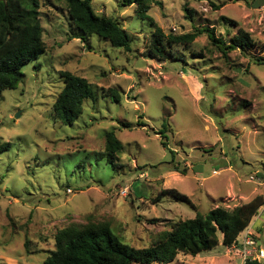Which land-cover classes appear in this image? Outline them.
Wrapping results in <instances>:
<instances>
[{"label": "rangeland", "instance_id": "374dc122", "mask_svg": "<svg viewBox=\"0 0 264 264\" xmlns=\"http://www.w3.org/2000/svg\"><path fill=\"white\" fill-rule=\"evenodd\" d=\"M155 1L149 16L166 35L214 28L230 42L244 30L256 46L225 56L201 33L188 47H172L171 57L150 59L154 27L135 7L92 1L96 14L127 31L126 52L96 35L73 39L65 3L38 0L46 53L24 67L16 90L0 94V147L12 143L0 154V264H43L59 230L91 222L108 223L130 246L149 247L178 221L264 197V66L255 62L264 58V0ZM64 71L87 79L97 94L73 126L52 112ZM110 89L120 103L107 97ZM110 132L124 144L116 168L104 152ZM174 191L193 207L167 195ZM247 234L264 253V205L234 246L181 253L171 264H242Z\"/></svg>", "mask_w": 264, "mask_h": 264}, {"label": "trees", "instance_id": "16d2710c", "mask_svg": "<svg viewBox=\"0 0 264 264\" xmlns=\"http://www.w3.org/2000/svg\"><path fill=\"white\" fill-rule=\"evenodd\" d=\"M62 1L78 32L73 39L85 42L87 38L96 35L109 41L114 48L132 51L131 38L127 31L116 19L96 14L92 7L93 0ZM120 2L123 7H135L136 16L143 21H149L152 28L154 27L148 47L150 59L171 57L172 47H188L201 33H206L212 45L225 56L230 51L245 52L256 46L255 40L244 30H240L230 42L218 38L214 28L185 35H166L149 16L155 0ZM42 33L38 0H0V94L6 90H16L24 81V67L46 53ZM255 62L264 66L263 57L256 58ZM60 76L63 87L52 106V112L61 124L73 126L84 112L85 101H95L97 94L83 77L66 71L61 72ZM107 97L115 103L121 102V96L115 89H110ZM122 126L127 129L133 127L129 123H122ZM167 129L168 125L164 122L160 132L162 139L167 140ZM105 140L107 162L116 168L117 156L123 151L124 144L117 139L114 132L106 134ZM162 145L175 158L176 152L169 150L163 140ZM11 147L12 143L3 144L0 154L9 151ZM172 171L186 175L185 170L177 167ZM167 195L193 207L186 195L175 191ZM263 205L264 197L259 195L232 210L217 207L205 215L198 213L193 219L176 222L169 231L163 232L157 241L145 248H135L125 243L105 222L69 226L57 232L55 250L43 264H171L181 253L197 256L213 250L220 243L228 248L234 246ZM220 234L223 236L222 242ZM28 245L29 242H26L27 251ZM250 264L260 262L255 260Z\"/></svg>", "mask_w": 264, "mask_h": 264}, {"label": "built area", "instance_id": "2783aa9c", "mask_svg": "<svg viewBox=\"0 0 264 264\" xmlns=\"http://www.w3.org/2000/svg\"><path fill=\"white\" fill-rule=\"evenodd\" d=\"M241 245L242 264H250L252 261L264 258V253L258 248L257 241L252 239L248 234L245 235Z\"/></svg>", "mask_w": 264, "mask_h": 264}, {"label": "water", "instance_id": "95a60500", "mask_svg": "<svg viewBox=\"0 0 264 264\" xmlns=\"http://www.w3.org/2000/svg\"><path fill=\"white\" fill-rule=\"evenodd\" d=\"M17 117H19V114H17Z\"/></svg>", "mask_w": 264, "mask_h": 264}, {"label": "crops", "instance_id": "0c3cea01", "mask_svg": "<svg viewBox=\"0 0 264 264\" xmlns=\"http://www.w3.org/2000/svg\"><path fill=\"white\" fill-rule=\"evenodd\" d=\"M259 261V260H258Z\"/></svg>", "mask_w": 264, "mask_h": 264}]
</instances>
